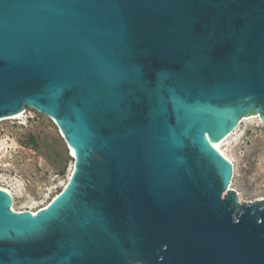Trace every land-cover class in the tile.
Instances as JSON below:
<instances>
[{
  "label": "water",
  "instance_id": "water-1",
  "mask_svg": "<svg viewBox=\"0 0 264 264\" xmlns=\"http://www.w3.org/2000/svg\"><path fill=\"white\" fill-rule=\"evenodd\" d=\"M75 154L45 208L0 189V264H264V200L215 147L264 121V0H0V120Z\"/></svg>",
  "mask_w": 264,
  "mask_h": 264
},
{
  "label": "rangeland",
  "instance_id": "rangeland-1",
  "mask_svg": "<svg viewBox=\"0 0 264 264\" xmlns=\"http://www.w3.org/2000/svg\"><path fill=\"white\" fill-rule=\"evenodd\" d=\"M25 113L17 120H0V142L8 146L0 162V186L12 192L13 208L23 211L40 209L61 192L73 162L54 122L30 108ZM225 150L234 164L231 185L242 200L264 198V124L244 121L228 137Z\"/></svg>",
  "mask_w": 264,
  "mask_h": 264
},
{
  "label": "bare ground",
  "instance_id": "bare-ground-1",
  "mask_svg": "<svg viewBox=\"0 0 264 264\" xmlns=\"http://www.w3.org/2000/svg\"><path fill=\"white\" fill-rule=\"evenodd\" d=\"M26 113H27V112H26ZM26 113L24 112V113H22V114H19V115H17V116H13V117H11V118H9V119H6V120H17V119L23 117ZM253 119H258V120L260 121V124H264V121L260 120V118L257 117V116L244 117V118L242 119L241 124H242L244 121H247V120H253ZM227 139H228V138H226V140H224L223 142H217V143H215V147H216V149H217L222 155H224L227 159H229V160L232 162L231 157L227 154V152H226V150H225ZM7 150H8L7 143H5V141L0 142V162H1V161L7 156V154H8V151H7ZM70 152H71V158H72L73 162H72L71 168H70V170H69L68 179H67V181L64 183L62 189H63V188L65 187V185L67 184L68 180L70 179L71 173H72V171H73V165H74L75 154L73 153L72 150H70ZM4 167H7V165L4 166ZM0 189H3V190H5V191H7L8 193H10V194L13 196L12 192H11L9 189L3 188V187H1V186H0ZM230 189L236 190V189L233 188V185H231ZM59 193H60V192H59ZM59 193H58V194H59ZM237 193H238V192H237ZM58 194H57V195H58ZM57 195H55V196H54L49 202H47L42 208L47 207V206L49 205V203H50V202H51V201H52ZM238 196H239V200H240V202H241V203H244V201L242 200V198H241V196H240V193H238ZM263 200H264V198L256 199V201H263ZM252 202H253V201H252ZM42 208H40V209H42ZM13 209H14L15 211H23V210H16L15 208H13ZM40 209L29 210V211H31L32 213H36L37 210H40Z\"/></svg>",
  "mask_w": 264,
  "mask_h": 264
}]
</instances>
